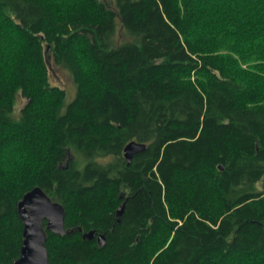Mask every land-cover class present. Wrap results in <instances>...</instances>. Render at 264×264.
Wrapping results in <instances>:
<instances>
[{
  "label": "trees",
  "instance_id": "1",
  "mask_svg": "<svg viewBox=\"0 0 264 264\" xmlns=\"http://www.w3.org/2000/svg\"><path fill=\"white\" fill-rule=\"evenodd\" d=\"M36 187L49 264H264V0H0V264Z\"/></svg>",
  "mask_w": 264,
  "mask_h": 264
},
{
  "label": "water",
  "instance_id": "2",
  "mask_svg": "<svg viewBox=\"0 0 264 264\" xmlns=\"http://www.w3.org/2000/svg\"><path fill=\"white\" fill-rule=\"evenodd\" d=\"M145 145L135 141L129 142L123 149L122 155L129 165L135 155L143 152ZM125 202L116 211L120 217ZM18 215L23 224V241L19 258L11 264H49L45 242L47 233L69 235L74 229L65 228L64 207L53 202L41 188L36 187L27 192L17 205ZM83 238L89 240L96 238L98 244L103 246L105 238L103 235L96 236L93 231L83 234Z\"/></svg>",
  "mask_w": 264,
  "mask_h": 264
},
{
  "label": "rangeland",
  "instance_id": "3",
  "mask_svg": "<svg viewBox=\"0 0 264 264\" xmlns=\"http://www.w3.org/2000/svg\"><path fill=\"white\" fill-rule=\"evenodd\" d=\"M47 63L49 68L50 83L52 85H57L61 88H64L67 93V101H70L75 93V86L71 80L70 75L66 71L57 67L49 57L47 59ZM23 103L24 100L22 98H18L16 109L20 108Z\"/></svg>",
  "mask_w": 264,
  "mask_h": 264
},
{
  "label": "bare ground",
  "instance_id": "4",
  "mask_svg": "<svg viewBox=\"0 0 264 264\" xmlns=\"http://www.w3.org/2000/svg\"><path fill=\"white\" fill-rule=\"evenodd\" d=\"M123 158H124V157H123ZM130 164H131V163H130ZM130 164H129V165H130Z\"/></svg>",
  "mask_w": 264,
  "mask_h": 264
}]
</instances>
